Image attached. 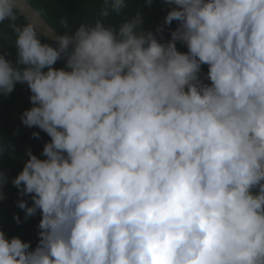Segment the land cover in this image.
<instances>
[{"label": "clouds", "instance_id": "obj_1", "mask_svg": "<svg viewBox=\"0 0 264 264\" xmlns=\"http://www.w3.org/2000/svg\"><path fill=\"white\" fill-rule=\"evenodd\" d=\"M162 2L155 32L102 0L53 46L43 9L0 0V96L26 85L21 124L50 137L11 180L38 244L0 229V264H264V0Z\"/></svg>", "mask_w": 264, "mask_h": 264}, {"label": "trees", "instance_id": "obj_2", "mask_svg": "<svg viewBox=\"0 0 264 264\" xmlns=\"http://www.w3.org/2000/svg\"><path fill=\"white\" fill-rule=\"evenodd\" d=\"M102 0H32L34 8L43 9V17L46 21L54 27L55 30L63 34L73 35L76 27L85 19L92 20L98 13ZM145 0H131L130 7L126 12H129V18L135 14L136 10H140L143 15V27L145 30L155 32L158 25L163 23L164 17L169 10L162 2V0H153L151 7H145ZM62 15H67L70 22L73 24L71 32H65L59 24V19ZM124 17L119 20L123 21ZM25 20L21 17V23ZM7 22L0 25V30L7 32L12 36V41L8 42V46L0 47V50L8 52V58L15 61L16 50L14 47H9L15 39L14 34L7 28ZM176 22H173L171 29L176 28ZM164 40L170 39V30L165 29L163 33ZM43 42L53 44L51 41L43 38ZM159 38V37H158ZM177 48L181 52H186L187 49L177 44ZM64 61H58L54 67L63 68ZM203 73H207V66L202 67ZM29 90L26 85L17 84L14 92L8 97L0 96V139L5 140L8 147L7 152L0 154V172H3L8 177V184L3 189L5 199L0 201V229L4 230L9 237L19 236L22 240L28 241L33 239L32 248L34 249L38 244V228L37 225L40 220L39 213L24 221V213L16 207L18 199L17 189L12 186L11 180L22 170L23 163L27 159L26 149L31 148L33 153L40 156L45 142L50 141V137L38 128H26L21 124L19 119L20 114L32 107L29 102ZM18 129V133H17ZM32 132H39L41 139L32 138ZM15 133V134H14ZM29 206L31 204L30 198ZM18 214L22 223L18 226L13 220V216Z\"/></svg>", "mask_w": 264, "mask_h": 264}, {"label": "water", "instance_id": "obj_3", "mask_svg": "<svg viewBox=\"0 0 264 264\" xmlns=\"http://www.w3.org/2000/svg\"><path fill=\"white\" fill-rule=\"evenodd\" d=\"M42 19H43V24L40 26L42 35L44 36V38L52 41V43L55 44V41L52 39V37L56 35H65V34H62L59 31L55 30L43 17ZM0 143L7 144L6 141L2 139H0ZM7 150L8 147H6L3 153L7 152Z\"/></svg>", "mask_w": 264, "mask_h": 264}]
</instances>
